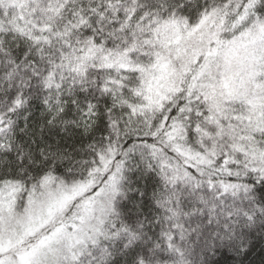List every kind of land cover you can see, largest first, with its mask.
Wrapping results in <instances>:
<instances>
[{
	"label": "snow or ice",
	"instance_id": "snow-or-ice-1",
	"mask_svg": "<svg viewBox=\"0 0 264 264\" xmlns=\"http://www.w3.org/2000/svg\"><path fill=\"white\" fill-rule=\"evenodd\" d=\"M0 264H264V0H0Z\"/></svg>",
	"mask_w": 264,
	"mask_h": 264
}]
</instances>
